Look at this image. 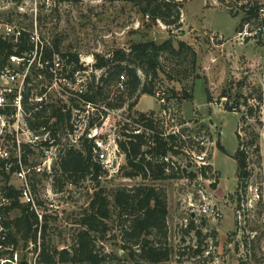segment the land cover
<instances>
[{
	"label": "rangeland",
	"instance_id": "rangeland-1",
	"mask_svg": "<svg viewBox=\"0 0 264 264\" xmlns=\"http://www.w3.org/2000/svg\"><path fill=\"white\" fill-rule=\"evenodd\" d=\"M182 3L181 25L175 26L143 15L136 5L126 0H0L3 24L0 30L6 25L31 30L36 21L40 37L56 40L61 52L78 53L83 66L78 76L87 81L92 72H100L91 71L89 67L97 52L106 53L115 47H128L146 40L161 43L169 38L176 48L180 40L190 44L195 51V65L187 49L164 51L161 63L167 75L174 79L161 74L154 78V86L155 90L166 88L177 98L179 120L185 122L184 134L189 136L186 141L190 140L184 146L196 149L198 140L204 139L212 163L209 171L214 169L217 174L212 173L210 177L218 179V183L212 181L210 184V178L203 175V167L181 151L169 156L180 166V174L184 172L181 168H186V172H194V176L155 180L140 176L130 178L124 174L127 167L123 156V169L120 171V167L111 177L93 179L88 175L71 180L61 174L55 161L50 172L47 169L37 171L35 167L42 165L41 148L38 145L28 147L25 154L30 158L26 164L30 167L29 180L42 203L37 245L23 239L20 233H14L16 242L12 241L9 249L0 251V264H36L39 247L35 246L42 242L70 249L82 228L79 219L88 209L93 194L100 189L113 206L109 230L99 241L100 249L108 253L104 264H261L256 260L245 263L239 259L230 245V238L235 227L232 203L238 185L235 151L244 143L251 158L264 159V142L260 140L258 126L259 108L264 106V35L239 37L237 30L244 13L234 12L225 0H183ZM139 74L144 81V73L139 71ZM189 88L192 98L181 99L182 90ZM50 92V101L68 100V96L62 97L58 91L52 89ZM215 101H221L222 105L213 104ZM123 105L124 108L112 113L108 123L103 125V135L120 132V119L126 114L160 109L153 94L141 95L131 110L127 109V103ZM62 141V145H67L66 135ZM11 150L13 153V148ZM3 179L0 185L5 183ZM8 182L15 186L21 184L12 173ZM142 183L162 189L167 198V236L165 239L156 237V240L164 242L170 254L167 260L157 263L129 256L130 249L120 246L122 240L113 193L118 187ZM203 187L206 196L214 198L223 210L221 218L203 213ZM18 212L10 211L5 215L6 220L14 218Z\"/></svg>",
	"mask_w": 264,
	"mask_h": 264
},
{
	"label": "trees",
	"instance_id": "trees-1",
	"mask_svg": "<svg viewBox=\"0 0 264 264\" xmlns=\"http://www.w3.org/2000/svg\"><path fill=\"white\" fill-rule=\"evenodd\" d=\"M126 1L136 5L143 15H147L153 20L160 19L168 25H181L180 14L183 0ZM248 15H244L240 27L243 21L251 17ZM184 49L189 50L193 55L191 63L195 65L196 57L192 46L180 40L176 48L170 38L161 43L155 40H146L133 43L128 47H115L106 53H95L92 68L93 71L100 72L99 74L92 72L85 91L80 94L83 99L91 102L92 106L94 105L90 120L91 125H100L102 121L100 117L102 115L105 117L107 114V111L101 108V104L106 107L117 108L127 103V109L131 110L141 95L153 94L155 91L154 78L161 74L169 76L161 63V53L166 50L180 52ZM12 54L25 57L26 63L28 58L34 56V62L30 67V72L26 75L22 92L23 106L26 112L32 109V96L43 90V80L37 78L42 71L36 67L39 61L50 60L55 54L60 55L64 63L70 66L68 76L83 68L78 53L61 52L56 40L52 42L48 39L43 44L35 46L30 38V30L27 28L20 29L16 40L13 36L5 37L0 33V70L9 63ZM139 71L144 73V81ZM121 74L124 75L125 88L123 90H119L117 87ZM171 79L174 78L171 77ZM173 90L174 88H171V91ZM169 93L172 94V92ZM192 96L193 92L190 91V88L181 92V99H190ZM68 102L75 104V99L69 96ZM6 112L10 113V110ZM147 113L152 115L156 112ZM147 113L138 112L137 114L140 119H147L145 125L152 131L151 133L147 134L145 131L126 133L123 131L125 124L121 126L120 132L124 136L118 142L125 156L124 164L127 168L124 174L130 178L140 176L143 179L152 180L173 178L179 175L194 176V172H186V168H181L184 174H180V166H176L169 156V154L180 153L181 148L190 140L186 141V138L176 134L162 135L161 127L163 125L161 121L147 118ZM70 117V109L66 107L62 98H58L57 101L51 100L42 110L34 112L32 117L28 118V123L30 128L36 131L42 126L49 129L54 136V141L62 144V138L66 134ZM93 146V140L87 137L82 138L79 148L63 144L58 159L55 161V165L61 174L71 180H78L88 175L97 179L104 170L94 158ZM165 157H168V160ZM234 157L237 161L238 179H240L246 173L244 170L246 154L238 148ZM1 163L0 161V165ZM55 165L53 168L56 170ZM123 167L124 165L121 166L120 171ZM0 170L2 178L5 179L3 184L6 189L5 194L10 197V203L0 207L4 216V223L9 228L7 243L16 242L14 233H20L23 239L31 240L34 245H37L39 217L27 204L20 202L19 190L8 182L14 167L9 173ZM37 201L41 203L38 198ZM113 202L122 240L120 246L122 249H130L127 255L139 256L149 263L167 260L170 251L164 242L156 240V237L165 239L167 236L168 205L165 192L153 184L142 183L132 187L122 186L115 189ZM112 207L103 189L97 190L93 194L88 209L79 219L82 228L77 232L73 246L70 249L66 247L57 248L42 242L39 246H35L36 248L39 247L36 264H57L59 262L66 264H104L108 253L100 249L99 241L104 238L109 230L108 220L112 217ZM12 210L19 212L14 218L6 220L5 215ZM10 227H12L13 232H11Z\"/></svg>",
	"mask_w": 264,
	"mask_h": 264
},
{
	"label": "built area",
	"instance_id": "built-area-1",
	"mask_svg": "<svg viewBox=\"0 0 264 264\" xmlns=\"http://www.w3.org/2000/svg\"><path fill=\"white\" fill-rule=\"evenodd\" d=\"M230 4L229 8L234 12L240 11L244 15L251 17L243 21L242 26L237 30V35L243 39L254 38L264 35V0H225ZM255 22V23H253ZM33 28L30 30V38L35 43L43 44L48 38L43 39L38 33L37 22H34ZM0 21V28L2 27ZM20 29L6 25L0 30V33L5 37L13 36L16 40ZM34 56L27 59L17 55H10L9 63L0 70V169L9 173L14 167L12 174L21 180L20 186H14L19 190V200L27 204L31 210H34L39 220H42V203L37 201V196L32 188L29 180L30 167H28L25 150L28 147L40 146L42 151V165L39 164L35 169L37 171L47 169L52 170V163L58 159L62 144L56 143L54 136L49 129L44 126L39 130L31 129L28 123V118H31L33 113L40 111L50 102L49 98L51 90L58 91L62 97L70 96L75 99V104H70L65 101L66 107L70 109L71 117L69 126L66 130L67 145L79 148L83 137L92 139L94 142L93 152L94 158L102 165L103 173L98 175V178L103 176L111 177L117 173L121 167L123 151L119 147V139L122 138L121 132L102 134L103 125H105L112 113H117L118 110L124 108L125 105L117 108L106 107L101 104V108L107 111L100 125L92 124V106L91 102L83 99L80 94L86 89V78L80 77L79 70H76L71 76L67 73L70 71V66L65 64L61 56L55 54L52 59L38 62L36 67L40 70L37 78L43 80L42 92H36L32 98V109L25 111L23 106L22 92L25 86V79L30 67L33 64ZM15 64L16 67H15ZM93 62H89L91 71ZM24 66V68H23ZM21 67V72L19 68ZM47 73V74H45ZM48 76V77H47ZM119 90L125 88L124 75H120L117 84ZM54 92V91H53ZM153 96L158 100L159 111L150 115L146 114L147 118L159 119L162 123V135L176 134L186 138L183 127L185 122H180V114L177 103V98L168 92L166 88H158L154 91ZM63 99V98H62ZM222 99H226L222 97ZM213 104L221 106V101H215ZM236 110L235 107H232ZM10 110V113L6 112ZM147 119H140L138 114H126L123 117L122 125L125 124L123 131L126 133H139L145 131L147 134L152 131L145 125ZM258 121L260 140L264 142V106L259 108ZM121 124V122H120ZM121 125V126H122ZM121 128V127H120ZM122 129V128H121ZM211 143L214 142L211 140ZM205 140H198V145L195 148L188 145L183 147L186 154L191 155L199 166H203V175L210 178V184L218 183V179L210 177V174H216V170L209 168L212 166L209 154L207 152ZM14 152L12 153V149ZM239 150L246 154V164L244 166L245 175L238 179V185L235 192L234 202L232 203L234 230L231 233L230 245L234 248L236 255L243 262L256 260L264 264V159L257 161L249 155L248 147L242 143ZM197 152V153H196ZM125 157V156H124ZM168 160V157H165ZM257 161V162H256ZM125 162V160H124ZM1 171V170H0ZM2 174L0 172V180ZM207 178V179H208ZM216 181V182H215ZM3 184L0 185V207L10 203V197L5 194ZM208 190V186H207ZM203 213L212 216L215 219L223 216V210L214 201V198L206 196V188L203 187ZM8 227L4 223V216L0 210V251L9 249L7 243Z\"/></svg>",
	"mask_w": 264,
	"mask_h": 264
}]
</instances>
